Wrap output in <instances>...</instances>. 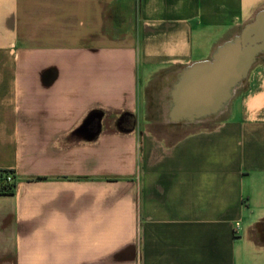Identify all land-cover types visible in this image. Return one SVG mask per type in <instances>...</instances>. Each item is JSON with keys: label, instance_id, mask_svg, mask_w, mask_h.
<instances>
[{"label": "crops", "instance_id": "0c3cea01", "mask_svg": "<svg viewBox=\"0 0 264 264\" xmlns=\"http://www.w3.org/2000/svg\"><path fill=\"white\" fill-rule=\"evenodd\" d=\"M263 8L0 0V264H264V57L214 121H171Z\"/></svg>", "mask_w": 264, "mask_h": 264}, {"label": "water", "instance_id": "95a60500", "mask_svg": "<svg viewBox=\"0 0 264 264\" xmlns=\"http://www.w3.org/2000/svg\"><path fill=\"white\" fill-rule=\"evenodd\" d=\"M261 57H264V8L236 35L216 46L208 60L181 71L174 89L171 121L191 124L214 121ZM91 123L92 118L80 129L87 138L99 131L98 128L92 132Z\"/></svg>", "mask_w": 264, "mask_h": 264}, {"label": "trees", "instance_id": "16d2710c", "mask_svg": "<svg viewBox=\"0 0 264 264\" xmlns=\"http://www.w3.org/2000/svg\"><path fill=\"white\" fill-rule=\"evenodd\" d=\"M6 172L7 171H0V194L1 195L13 194V190H14V183H12V184H5L4 183Z\"/></svg>", "mask_w": 264, "mask_h": 264}, {"label": "built area", "instance_id": "2783aa9c", "mask_svg": "<svg viewBox=\"0 0 264 264\" xmlns=\"http://www.w3.org/2000/svg\"><path fill=\"white\" fill-rule=\"evenodd\" d=\"M4 183L5 184H12V183H14V177H13V172L12 171H7L5 173Z\"/></svg>", "mask_w": 264, "mask_h": 264}, {"label": "rangeland", "instance_id": "374dc122", "mask_svg": "<svg viewBox=\"0 0 264 264\" xmlns=\"http://www.w3.org/2000/svg\"><path fill=\"white\" fill-rule=\"evenodd\" d=\"M207 125H209V124L208 123L207 124H204V125L203 124H200V126H207Z\"/></svg>", "mask_w": 264, "mask_h": 264}]
</instances>
